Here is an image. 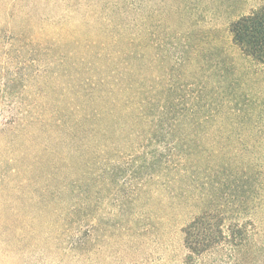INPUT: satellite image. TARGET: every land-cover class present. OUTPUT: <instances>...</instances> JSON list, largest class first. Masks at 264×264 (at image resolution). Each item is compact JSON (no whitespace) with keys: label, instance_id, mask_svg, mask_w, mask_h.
Listing matches in <instances>:
<instances>
[{"label":"trees","instance_id":"obj_1","mask_svg":"<svg viewBox=\"0 0 264 264\" xmlns=\"http://www.w3.org/2000/svg\"><path fill=\"white\" fill-rule=\"evenodd\" d=\"M183 1L13 0L18 15L51 2L87 31L70 32L73 48L61 42L47 55V83L61 89L57 100L47 92L10 108L12 121L0 129L5 150L16 152L0 171V247L7 253L22 233L13 222L25 207L48 241L67 237L79 260L93 238L94 228H83L93 205L111 202L133 218L157 192L190 214L182 228L184 264H264V91H248L250 73L242 78L212 54L178 52L179 24L191 14ZM228 30L249 71L263 76L264 6ZM145 40L149 48L166 44L163 80L143 53ZM14 77L3 84L6 95ZM45 99L55 107L42 112Z\"/></svg>","mask_w":264,"mask_h":264},{"label":"rangeland","instance_id":"obj_2","mask_svg":"<svg viewBox=\"0 0 264 264\" xmlns=\"http://www.w3.org/2000/svg\"><path fill=\"white\" fill-rule=\"evenodd\" d=\"M160 1L154 0L157 4ZM185 4L191 14L186 13L179 24L182 39L176 41L178 52L184 50L187 58L196 50H201L204 57L212 54L226 68L237 67L242 78L250 73L248 76L253 80L252 85L247 87L248 91H264V75L256 77L253 68L249 71L239 50L233 45L228 30L229 22L261 8L264 0H184L182 6ZM14 5L13 0H0V129L12 121L7 111L10 108L30 105L47 92L57 100L61 89L51 88L47 83L50 75L45 70L47 55L61 42L73 48V42L66 41L70 32L82 37L87 31L85 22L79 18L70 23L64 20L65 13L53 8L51 2H42L35 14L24 12L18 15ZM145 9L149 10L148 7ZM174 11L177 12L176 7ZM30 13L32 22H29ZM90 20L87 22L90 23ZM154 24L158 35L163 38V20L157 18ZM185 34H189L188 38ZM25 35H28L27 39H24ZM143 45L147 46L143 51L145 57L150 60L154 58L157 78L163 80L166 69L161 57L167 49L165 42L149 48L145 40ZM53 64L52 70H55L58 62L54 60ZM179 69L175 67L176 77L180 76ZM11 75L18 78L9 90L12 96L6 95L3 87ZM40 103L42 112L55 107L53 99ZM31 138L33 135L30 133L24 139L29 143ZM7 141V138L0 136V171L4 168V162L16 154L15 149L5 150ZM20 143L25 145L24 141ZM153 196V201H145L134 208L137 215L133 218L124 215L111 202L93 205L91 217L85 219L83 224L84 230L94 228L93 238L87 255L79 260L69 251L67 237L53 234V240L48 241L44 233L46 227L30 220V209L25 207L23 219L13 222L22 233L11 239L10 253L6 252V246L0 247V264H184L187 251L182 228L190 221V214L186 209L178 208V203L167 194L156 192ZM35 229L41 231L40 237L33 233ZM83 232L80 237L87 236ZM257 240L262 242L260 236Z\"/></svg>","mask_w":264,"mask_h":264}]
</instances>
